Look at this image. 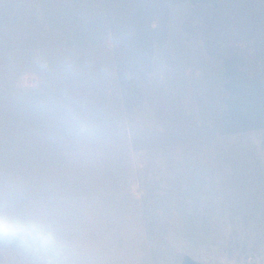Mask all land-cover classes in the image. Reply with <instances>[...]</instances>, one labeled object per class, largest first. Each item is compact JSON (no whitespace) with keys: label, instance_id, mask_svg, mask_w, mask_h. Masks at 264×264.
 Returning a JSON list of instances; mask_svg holds the SVG:
<instances>
[{"label":"rangeland","instance_id":"374dc122","mask_svg":"<svg viewBox=\"0 0 264 264\" xmlns=\"http://www.w3.org/2000/svg\"><path fill=\"white\" fill-rule=\"evenodd\" d=\"M120 86L119 159L81 127L64 170L70 93ZM0 207L63 264H264V0H0Z\"/></svg>","mask_w":264,"mask_h":264},{"label":"crops","instance_id":"0c3cea01","mask_svg":"<svg viewBox=\"0 0 264 264\" xmlns=\"http://www.w3.org/2000/svg\"><path fill=\"white\" fill-rule=\"evenodd\" d=\"M116 85L119 86L118 83ZM92 91L93 90H91L90 93ZM90 93L88 94V90H83V92L79 95V100L76 101V98H74V92L72 91V93H70L68 102L69 105L67 104L69 110L71 111V114L69 115V125L61 131L62 137H60L61 146L64 148L67 147V150H65L62 156L63 161L61 162L64 170L71 156L72 159L75 157L76 159H84L82 158L83 155H81V151L82 149H85V147L81 145L77 133L81 127L84 129L87 136L91 137L92 140L95 141V150L98 157L97 160H101L103 158V154H106L109 150L110 152L113 151L115 153L116 156L114 155V158L116 160L119 159L118 153H116L117 151L115 150V152L114 149L111 148L115 143H119L121 140L120 134L122 132V128L119 120L120 115L122 117L126 115L128 107L125 104V98H128V96L125 95L124 88L121 86L120 89L117 88L116 91H113V93L109 89L103 88L99 91V93H102L100 95L90 96ZM128 133L130 134L129 129ZM66 135H68L67 144V140L65 138ZM128 150H130L129 147ZM62 168L61 173H64L65 171H63ZM93 170L94 176L98 175V178L101 179L99 180L101 185L97 188V190L101 193L100 196H109L108 187L111 184L108 185V177L106 175L109 174V170L107 171V169L102 168V166L94 168ZM105 171L107 173H105ZM114 174L115 171L110 174V176L112 177ZM105 175L107 178L104 179L103 176L105 177ZM62 176L64 177L63 180L67 185H69L70 182L76 186L79 185L83 187L84 185L81 181H74L73 178H69L65 174ZM72 198L74 199L75 197Z\"/></svg>","mask_w":264,"mask_h":264},{"label":"clouds","instance_id":"9594fccd","mask_svg":"<svg viewBox=\"0 0 264 264\" xmlns=\"http://www.w3.org/2000/svg\"><path fill=\"white\" fill-rule=\"evenodd\" d=\"M0 239H7L36 255L44 264H63L67 249L54 227L35 217L0 207Z\"/></svg>","mask_w":264,"mask_h":264}]
</instances>
